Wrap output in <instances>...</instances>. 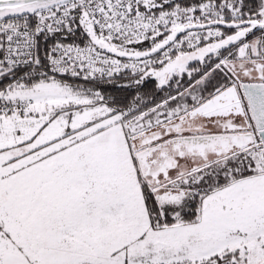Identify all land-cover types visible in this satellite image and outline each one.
<instances>
[{"label":"snow or ice","instance_id":"snow-or-ice-1","mask_svg":"<svg viewBox=\"0 0 264 264\" xmlns=\"http://www.w3.org/2000/svg\"><path fill=\"white\" fill-rule=\"evenodd\" d=\"M0 264H264V0H0Z\"/></svg>","mask_w":264,"mask_h":264}]
</instances>
